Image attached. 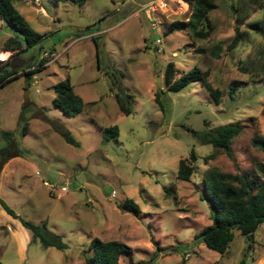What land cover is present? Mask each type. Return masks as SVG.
<instances>
[{"label":"rangeland","instance_id":"obj_1","mask_svg":"<svg viewBox=\"0 0 264 264\" xmlns=\"http://www.w3.org/2000/svg\"><path fill=\"white\" fill-rule=\"evenodd\" d=\"M214 2L209 13L213 28L203 39L187 30L165 35L171 22L188 20V0L14 3L44 36L11 59L20 75L0 87V147L6 145L5 130L22 151L0 164V199L20 218L45 223L66 247L43 246L0 203V264L83 263L92 253L93 238L129 245L130 253L121 255L119 264H264V222L252 234L253 242L235 229L222 254L193 239L213 217L202 182L206 169L264 179L259 167L264 152L253 144L255 135L264 136V32L247 25L262 21L264 0ZM236 24L243 40L229 49ZM10 35L0 21L5 59L11 52L3 50V43ZM215 45L218 56L196 51ZM257 49L262 55L255 54ZM169 61L176 77L194 66L207 71V81L220 92L218 103L198 81L167 90ZM29 69L37 71L27 76L23 72ZM65 78L83 101L74 116L52 103L55 84ZM234 81L238 86L231 96ZM123 93L132 96L130 114L116 101V94ZM20 115L27 122L25 135ZM230 122L243 125L232 140L234 159L222 151L207 158L214 149L190 129ZM111 126L118 134L105 138L102 130ZM192 148L195 171L183 181L177 178L178 160L188 158ZM126 198L138 205V215L123 207Z\"/></svg>","mask_w":264,"mask_h":264},{"label":"trees","instance_id":"obj_2","mask_svg":"<svg viewBox=\"0 0 264 264\" xmlns=\"http://www.w3.org/2000/svg\"><path fill=\"white\" fill-rule=\"evenodd\" d=\"M17 0H0V21L11 30L12 35L8 36L3 43V50L10 51L11 54L5 60H0V87L7 81L18 77L17 69L11 66V59L18 53L36 45L42 38L43 34L33 29L25 17L17 10L15 2ZM72 3L82 4L85 0H63ZM191 7V13L187 21L175 20L171 22L165 31V35L174 31L187 30L193 38H206L209 36L210 30L213 28L209 20V13L216 7L214 0H188ZM231 7H235L231 3ZM262 21L249 22L247 25L255 32H264V17ZM243 40V32L239 30V25L235 26V35L232 38L229 49L237 47L240 41ZM220 47L215 45L207 48H197V53H209L218 56ZM255 54L262 55V49H257ZM45 61L40 60L39 64ZM240 68L243 69L242 66ZM37 70H27L23 73L27 76ZM175 64L172 61L167 62L164 69V84L167 90L179 91L192 82H200L201 86L209 93L215 103L219 101V90L214 89L207 81V71H202L200 68L194 66L187 72L175 76ZM238 84L234 81L230 87V95L234 93ZM159 91L157 90L154 96L156 102L159 101ZM55 96L52 103L58 107L66 116H74L78 114L83 107L82 98L73 91V87L68 78L58 81L54 86ZM131 95L130 94H116V101L120 110L125 114L131 112ZM20 122L23 123L21 134L27 133V122L23 115L19 117ZM57 127V126H55ZM58 128V127H57ZM243 129L240 122H230L217 127H211L203 131H196L190 129L192 135L202 144L211 145L214 152H211L207 158H213L217 151L224 152L227 156L234 159L231 148L232 140L238 136ZM66 141L74 143L73 138L66 134L63 130H59ZM102 133L105 138L116 137L118 128L111 126L104 128ZM6 145L0 147V164L4 163L12 157L22 155L20 148L16 146L13 139V133L9 131H1ZM253 144L264 152V136L255 135ZM11 149V151H9ZM14 150V151H12ZM2 155V156H1ZM197 156L192 148L188 158H180L177 164V178L183 181L190 180L191 175L195 171L193 162ZM264 174V166H259ZM202 182L204 183V194L208 200L211 209L213 210V217L210 224L204 226L197 234L194 235L195 241L203 242L208 248L218 252L224 253L229 247L230 242L234 237V230H238L242 235L252 239V234L264 222V179H252L248 174L238 173L232 174L221 171L217 168H208L202 174ZM208 185V186H207ZM209 187V191L207 188ZM166 195L171 194L170 188L165 190ZM174 199L176 196L173 195ZM1 205L8 214L17 217L24 227L32 230L34 238H38L41 244L45 247L53 246L58 249L66 247L62 242L60 235L50 233L46 230L45 223L33 224L20 218L9 208L1 199ZM123 207L138 215L140 213L138 205L130 198H126L123 202ZM253 242V239H252ZM92 253L85 257L83 263L77 264H119L121 255L129 254L131 248L129 245L118 240H101L93 238L90 244ZM152 256L149 261H152ZM136 264H143L138 262Z\"/></svg>","mask_w":264,"mask_h":264},{"label":"water","instance_id":"obj_3","mask_svg":"<svg viewBox=\"0 0 264 264\" xmlns=\"http://www.w3.org/2000/svg\"><path fill=\"white\" fill-rule=\"evenodd\" d=\"M157 80H159V78L157 77ZM27 95H28V92L27 90H25V94H24V103H27Z\"/></svg>","mask_w":264,"mask_h":264},{"label":"bare ground","instance_id":"obj_4","mask_svg":"<svg viewBox=\"0 0 264 264\" xmlns=\"http://www.w3.org/2000/svg\"><path fill=\"white\" fill-rule=\"evenodd\" d=\"M5 55V53H0V57L3 58V56Z\"/></svg>","mask_w":264,"mask_h":264},{"label":"built area","instance_id":"obj_5","mask_svg":"<svg viewBox=\"0 0 264 264\" xmlns=\"http://www.w3.org/2000/svg\"><path fill=\"white\" fill-rule=\"evenodd\" d=\"M152 26L155 27V23H152Z\"/></svg>","mask_w":264,"mask_h":264},{"label":"crops","instance_id":"obj_6","mask_svg":"<svg viewBox=\"0 0 264 264\" xmlns=\"http://www.w3.org/2000/svg\"><path fill=\"white\" fill-rule=\"evenodd\" d=\"M9 54V52H7V54H6V56L5 57H7V55ZM3 59H5V58H3Z\"/></svg>","mask_w":264,"mask_h":264}]
</instances>
